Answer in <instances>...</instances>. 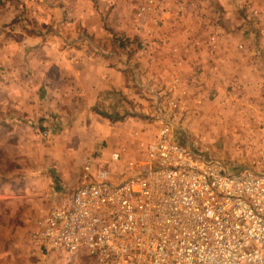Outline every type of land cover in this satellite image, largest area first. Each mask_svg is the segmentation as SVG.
Returning a JSON list of instances; mask_svg holds the SVG:
<instances>
[{"label":"rangeland","instance_id":"1","mask_svg":"<svg viewBox=\"0 0 264 264\" xmlns=\"http://www.w3.org/2000/svg\"><path fill=\"white\" fill-rule=\"evenodd\" d=\"M52 1L0 0V264H93L85 252L68 257L38 250L31 243L38 222L52 208L69 200L85 180L86 164H90L88 180L116 184L126 178L128 163L142 157L138 144L152 141L164 123L169 125L174 141L196 153L220 160L228 168L264 171L263 105L246 104L238 96V87L233 95L230 90L222 95L203 90L204 97L196 99L190 88L173 85L172 72L167 77L168 86L166 82L161 88H148L147 79L142 81L139 77L137 72L148 70L149 57L155 54L163 27V23L158 24L155 38H147L148 28L143 30L136 16L143 0H131L128 9L120 12L135 33L128 42L131 59L134 58L130 64L135 70L128 79L129 88L100 92L91 104L78 106L77 113L71 107L60 111L46 109L42 103L46 91L37 94L38 106L33 101L31 105L14 102L16 95L7 98L4 88H16L20 81L26 84L27 71L47 58L31 55L25 47L29 42L23 38L38 33L47 36L57 29L45 24ZM248 12L256 16L253 11ZM111 22L108 35L114 33ZM16 34L23 37L21 42L17 37V42L23 45L24 52L9 53L8 46ZM122 37L120 44L126 40ZM45 39L42 43H47ZM146 39L152 41L153 49L143 47ZM7 54L11 56L9 63L4 61ZM7 66H17L19 71L14 74L5 69ZM175 75L174 78L180 77ZM21 90L17 98L35 97L34 92L29 97L28 92ZM257 115L259 120H255ZM116 151L121 152L119 161L111 159Z\"/></svg>","mask_w":264,"mask_h":264},{"label":"built area","instance_id":"2","mask_svg":"<svg viewBox=\"0 0 264 264\" xmlns=\"http://www.w3.org/2000/svg\"><path fill=\"white\" fill-rule=\"evenodd\" d=\"M188 3L141 1L136 16L147 38ZM138 147L141 159L116 184L88 180L86 164L85 180L42 217L31 243L68 257L85 252L93 264H264V171L196 153L173 140L167 123Z\"/></svg>","mask_w":264,"mask_h":264},{"label":"crops","instance_id":"3","mask_svg":"<svg viewBox=\"0 0 264 264\" xmlns=\"http://www.w3.org/2000/svg\"><path fill=\"white\" fill-rule=\"evenodd\" d=\"M130 2H50V16L45 24L57 29L43 35L47 43H42L44 37L39 33L26 38L16 34L7 50L24 52L18 37L20 42L23 39L29 42L25 47L31 55L36 53L47 58L49 55V58L31 67V73L27 71L26 84L20 81L16 88L5 87L7 98L16 95L14 102L20 100L21 104L31 105L33 101L38 106L37 94L46 91V100L42 102L46 109L60 111L71 107L77 113L78 106L91 104L94 95L100 92L129 88L128 79L135 70L130 64L134 58L131 59L133 54L128 42L134 39L135 33L133 25L128 24V18H121L120 12L128 9ZM188 4L179 18L165 19L154 44L155 54L149 57L148 70L137 72L139 77L142 81L147 79L148 88H161L166 82L168 86V74L172 72L174 77L179 74V78L173 77L179 80L176 87L190 88L196 99L204 97L203 90H214L216 95L230 90L233 95L238 87V96L246 104L263 105L261 119L264 121V0H191ZM248 11L256 16H250ZM108 22L114 27L111 35H108ZM122 36L126 40L120 44ZM211 37L213 43L208 41ZM10 57L7 54L4 61L9 63ZM17 68L5 69L17 74ZM20 90L28 92L29 97L34 92L35 97L17 98Z\"/></svg>","mask_w":264,"mask_h":264},{"label":"trees","instance_id":"4","mask_svg":"<svg viewBox=\"0 0 264 264\" xmlns=\"http://www.w3.org/2000/svg\"><path fill=\"white\" fill-rule=\"evenodd\" d=\"M103 115V114H102ZM110 117V116H109ZM108 118V117H107Z\"/></svg>","mask_w":264,"mask_h":264}]
</instances>
